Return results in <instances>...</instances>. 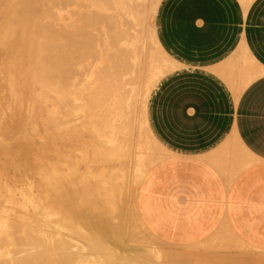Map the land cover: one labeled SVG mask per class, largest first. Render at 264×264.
Masks as SVG:
<instances>
[{"label": "bare ground", "instance_id": "6f19581e", "mask_svg": "<svg viewBox=\"0 0 264 264\" xmlns=\"http://www.w3.org/2000/svg\"><path fill=\"white\" fill-rule=\"evenodd\" d=\"M0 1L3 6L10 2ZM73 1L16 0L9 10H0V26L4 29L0 30V48L2 53L5 51L4 55L1 53L3 57L0 55L3 65H0V74L5 72L9 88V99L3 98L7 103L4 107L2 101L1 106L20 115L18 118L13 114L15 117L12 115L11 120L15 124L10 123V117L5 125L10 123L20 129L25 119L22 110L35 115L34 109L47 108L45 118L50 122L48 128L54 149L51 152L63 153L54 155V161L63 156L64 164H69L65 172L60 171L57 164L54 169L50 164L44 165L36 178V195H31L28 189L24 192L25 184L21 198L17 195L19 192L16 194L18 190L16 197L10 189L0 191V264H137L141 261L138 258L146 252V249L145 252L138 251L137 257H132L134 254L129 256L131 253L113 250L110 243L126 244L134 235L131 231L140 232L135 228L139 227L138 220L145 231L149 230L138 207L139 185L150 167L163 157V147L149 132L147 102L162 74L177 68L180 63L169 59L157 39L154 16L161 0H80V7L96 8L97 11L94 14L88 10L85 15L84 10V15H79L81 23H77L78 12L74 11ZM9 11L13 13L11 16H8ZM6 17H10L7 25ZM91 18L95 21L90 22ZM77 26L79 30H75ZM3 77L0 75V82ZM24 104L27 107L24 108ZM44 112L39 113L41 117ZM21 115L24 119L18 126ZM44 123L31 122L30 127V123L25 126L26 130L22 126L25 130L24 133L21 131L23 138L36 134ZM7 128H10V135L17 130L11 126ZM1 132L5 137L6 132ZM136 135L137 146L146 147L147 154L149 151L152 155L155 153L156 160H138L133 172L134 188L129 191ZM61 139L68 140V150L59 144ZM77 139L88 143H80ZM6 140L10 142L11 139ZM12 140V143H18L16 139ZM3 144L1 138L0 147L10 146ZM22 150L21 154L25 155ZM79 152L87 163L84 170L80 169ZM127 216H130L128 222ZM77 227H83L80 230L85 233ZM86 227L90 230L88 234L89 230H84ZM63 229L65 232L61 231ZM242 245L245 248V243ZM187 251L192 250L175 251L173 258L181 253L188 254ZM151 253L159 260L163 255ZM180 256L176 258L178 261ZM153 257L146 259L159 261ZM185 257L181 256V259ZM143 259L145 261L144 256ZM154 261L150 263L155 264ZM194 263L192 259L191 264Z\"/></svg>", "mask_w": 264, "mask_h": 264}, {"label": "crops", "instance_id": "0c3cea01", "mask_svg": "<svg viewBox=\"0 0 264 264\" xmlns=\"http://www.w3.org/2000/svg\"><path fill=\"white\" fill-rule=\"evenodd\" d=\"M155 29L180 67L147 103L165 156L139 187L142 220L173 245L225 238L207 251L224 264H264V0H161Z\"/></svg>", "mask_w": 264, "mask_h": 264}, {"label": "rangeland", "instance_id": "374dc122", "mask_svg": "<svg viewBox=\"0 0 264 264\" xmlns=\"http://www.w3.org/2000/svg\"><path fill=\"white\" fill-rule=\"evenodd\" d=\"M8 1V0H7ZM10 1V2H9ZM8 2H9V4H7V2H6V6L4 5H2V2L0 1V10H9L8 8H10V6H12V4H14L15 2H16V0H9ZM76 1H78V0H75V1H73V3H75L74 5H73V8H74V11L77 13L76 14V17H78L77 18V23H81V21H82V19H80V17H79V15L82 13L83 15H84V10H85V15H87L88 14V10H89V12H94V14H97L96 12V8L95 9H93V8H89V9H87V8H85V7H83V6H79L80 5V3L82 4V2H80V0H79V3L78 2H76ZM68 2H71L72 3V1H68ZM77 4V5H76ZM85 4V3H84ZM2 6V7H1ZM85 6V5H84ZM5 7V8H4ZM78 7V8H77ZM88 7V6H87ZM72 8V7H71ZM72 8V9H73ZM75 8H77V10L78 11H76V9ZM84 8V9H83ZM87 9V10H86ZM82 10H83V12H82ZM87 11V12H86ZM9 13H10V11H9ZM91 13V14H92ZM13 14V13H12ZM11 13L8 15V16H11L12 15ZM81 16V15H80ZM10 18V17H9ZM9 18L8 17H6V22H5V24L7 25V21L9 20ZM80 20V21H79ZM93 20V22L95 21L94 20V18L92 19L91 18V20H90V22ZM106 20H104L103 21V23L105 22ZM154 21H155V16H154ZM97 22H101V21H97ZM2 24H4V23H2ZM8 24H11V22H8ZM14 25L16 24V22H14L13 23ZM12 25V24H11ZM12 26H10V28H11ZM17 29H19V27L18 26H15ZM0 30H4V29H2L3 28V26H0ZM76 28V29H75ZM74 29L75 30H79V29H77L78 28V26L77 27H75ZM30 31V30H29ZM29 31H27V32H29ZM31 32V31H30ZM2 49L0 48V55H1V53L3 52V51H1ZM4 50V49H3ZM4 53H5V51H4ZM4 53H2L3 55H4ZM2 56V55H1ZM168 56V55H167ZM3 57V56H2ZM2 57H0V62H2ZM169 59H172V58H169ZM0 65L1 66H3L2 65V63H0ZM180 66H178L177 68H179ZM177 68H175V69H171L170 71H167V72H165V73H163L162 74V76L161 77H163L165 74H167V73H169V72H171V71H173V70H176ZM0 69H1V67H0ZM3 69H5V68H3ZM1 75V78L5 75V72L3 73H1L0 74ZM160 79H162V78H160ZM3 81L2 82H0V97H1V101H0V119H2L3 118V120L1 121L0 120V122H2V123H0V125H1V127H0V134L2 133L1 131L3 130V132H6L5 133V137H4V134L2 133V137H0V139L2 138V140L4 141V144L3 145H10L12 148L10 149V148H7V147H10V146H7L6 148H4L5 146H3V147H0V189H1V187L2 186H4L0 191H4V190H8V189H10V190H12L13 192H14V194H15V192H16V190H18L17 192H16V194L17 195H19L20 193H22L21 192V190L22 191H24V192H27V189L29 190L28 192H32V194L31 195H36V193L38 192L37 190V186H38V182H37V179L36 178H38V176H40V174L42 173V167H45L46 165H49L50 164V168H53L54 169V165L56 166V164H57V166H59V167H61V168H59V167H57V168H59V170L60 171H62V172H65L67 169H69L68 168V165L69 164H67V165H65L64 164V160H63V156L60 158V159H56V161H54L55 160V158H54V155L57 157V156H59V155H63V153L62 152H58V153H54V151L53 152H51L52 150H54V149H52L53 148V139H52V137H51V131H50V128H48V127H50L49 125H50V122H48V118H45V117H47V115H46V110H47V108H45V109H34L32 112H34V113H37V114H33V113H31L30 114V111H29V113L27 112L26 113V111L25 110H22L23 111V116H24V118H23V116L21 117L22 119H19L20 120V122H18L19 120H18V118H20V115H18L17 114V112L16 111H10V110H7L6 111V109L7 108H4L5 107V105H6V103L7 102H5V99L6 100H8L9 99V94H8V91H9V88H8V86H6L7 85V83H6V79H5V76L3 77V79H2ZM5 86V88H3ZM104 86H106L105 84H104ZM3 88V89H2ZM139 91H141V89H139ZM6 92V93H5ZM2 93H4V95H2ZM6 95V96H5ZM3 98H5V99H3ZM3 99V100H2ZM2 101H3V103H4V107H2L1 105V103H2ZM148 103V102H147ZM140 105L138 104V107H139ZM1 107H2V109H1ZM23 107L25 108V107H27V104H24L23 105ZM3 109H4V111H3ZM36 110V111H35ZM43 110H45V112H44V114H43V117H41L40 116V114L39 113H42V111ZM8 111H10V112H8ZM22 111H19L18 113L19 114H21L22 113ZM25 111V112H24ZM2 112H7V114L9 115L8 117H7V114H6V116H3V114H2ZM11 112H12V114H11ZM16 112V113H15ZM21 112V113H20ZM10 113V114H9ZM4 114V115H5ZM16 115L18 118H16V120H18L16 123H17V125L18 126H20L21 125V120H22V122H23V119H24V122L22 123V125H21V128L19 129V127H16L17 128V130H18V132H17V130H15L16 128H15V126L14 125H12V124H15V123H12L13 122V120H11L12 119V115ZM13 115V116H14ZM30 115H31V117H30ZM37 115H38V118H37ZM3 116V117H2ZM26 116H28L27 118H26ZM36 116V117H35ZM5 117H6V119H5ZM11 117V118H10ZM15 117V116H14ZM13 117V118H14ZM30 117V119H28ZM8 118H10L9 119V121H11L10 123H12L11 125H5V124H7L8 122H7V120H8ZM15 119V118H14ZM27 119H28V122H27ZM37 119V120H36ZM40 119H41V121L44 123V122H46V123H44L43 125H42V127H40V129L42 130H40V131H38L36 134H34L33 136H31V137H29L30 138V140H29V138L28 137H26V139L28 140V144H27V141H25L26 139H24L23 137L24 136H22L23 135V133H24V131L26 130V129H28V128H25V126L27 127L28 126V124H29V127L31 126V122H38V123H40V124H42V122L40 121ZM25 120H26V122H25ZM30 120H31V122H30ZM7 123H6V122ZM20 124V125H19ZM5 125V126H4ZM7 126L9 127V126H11L12 128L11 129H14L15 131V135L14 134H12V135H10L9 133H10V130H8V129H10V128H7ZM13 126H14V128H13ZM22 126H24V128H25V130H24V128L22 127ZM6 127V128H5ZM2 128V129H1ZM5 130H4V129ZM43 128H45V129H43ZM7 131H8V133H7ZM23 133H22V132ZM40 132H41V134H40ZM46 132V133H45ZM149 132H150V134H151V136L152 137H154V135H153V133L151 132V130L149 129ZM18 133H20V134H18ZM22 133V134H21ZM47 133H48V135H47ZM137 133V132H136ZM8 134V136L10 135L11 137H15V139H16V142H18V143H12L11 142V140L13 139L14 141H15V139L14 138H11L10 136H9V138L8 137H6V135ZM14 135V136H13ZM49 135H50V137H49ZM138 135V134H137ZM135 136L134 137V146H133V153H132V155H131V170H130V172H131V175H130V180H129V184H128V188H129V191H133V188H134V184H135V182H134V180H133V172H134V168H135V165L137 164V162H138V160H140V159H149V162L150 161H153V159H155L156 160V156H155V153H153V155H152V152H148L149 154H147L146 152H147V148L146 147H138L137 146V137L138 136ZM17 136H18V138H17ZM47 136V137H46ZM4 138V139H3ZM6 138L7 139H11L10 140V142L8 141V140H6ZM155 138V137H154ZM20 139V140H19ZM22 139H24L23 141H25L26 142V144H25V142H23L22 141ZM49 141H48V140ZM156 139V138H155ZM12 140V141H13ZM19 140V141H18ZM6 141V142H5ZM8 141V142H7ZM13 141V142H14ZM77 141H79L80 143H88V141H81V140H79V139H77ZM44 142H48V145L46 144V143H44ZM51 142V143H50ZM44 143V144H43ZM11 144H14V145H17V146H12ZM27 146V147H25V145ZM31 144V145H30ZM38 144V145H37ZM59 144H61L63 147H64V150H68L69 149V143H68V140H64V139H61L60 140V143ZM22 146V147H18V146ZM29 145L32 147H29ZM1 146V145H0ZM36 148H35V147ZM46 146H47V148H46ZM29 147V148H28ZM40 147V148H39ZM43 147H44V149H43ZM20 149V152H18V150L16 151V150H14V149ZM25 149V150H22V149ZM34 148V149H33ZM46 148V149H45ZM10 149V150H9ZM51 149V150H50ZM9 150V151H8ZM21 150H22V152L25 154V155H23V154H21ZM32 152V153H30V152ZM35 152H36V154H35ZM37 152H39V153H37ZM68 152V151H67ZM50 153V154H49ZM69 153H70V151H69ZM21 154V155H20ZM38 154V155H37ZM46 154V155H45ZM78 154V156L80 157V158H82V153H77ZM42 155V156H41ZM48 155H51L50 156V158L48 157ZM64 155H67V153H64ZM3 156V157H2ZM162 156L164 157L165 156V150H164V148H162ZM21 157V158H20ZM23 157V158H22ZM69 157V156H68ZM10 158V159H9ZM24 160V161H23ZM90 160H92L91 158H90ZM60 163L59 165H58V162ZM55 162V163H54ZM89 164H91L90 162H89V159H88V161H87ZM156 162H157V160H156ZM28 163V164H27ZM26 164L28 165V167L26 166ZM61 164H63V165H65L66 166V169H64L65 168V166H60ZM29 165H30V167H31V169H29L30 167H29ZM45 165V166H44ZM26 166V167H25ZM87 167V163L86 162H84L83 161V158H82V163H81V165H80V169H82V170H84L85 168ZM12 168V169H11ZM62 168L64 169V170H62ZM20 169H21V172H20ZM148 169V168H147ZM11 170H12V172H11ZM27 170V171H26ZM34 172V174L32 173V171ZM23 172V173H22ZM35 172H37V173H35ZM18 173V175H16ZM28 174H30L29 176H27ZM35 174L37 175V176H35ZM21 176H23V177H21ZM11 177V178H10ZM22 178V179H21ZM2 179V180H1ZM13 179V180H12ZM19 179L21 180L20 181V186H18L19 185ZM24 179H26V180H24ZM34 179H36V180H34ZM8 180V181H7ZM13 181V183L12 184H9V183H11L12 181ZM23 180V181H22ZM3 181V182H2ZM10 181V182H9ZM27 183H26V182ZM30 181H32L31 183H30ZM36 183H35V182ZM23 183V184H22ZM35 183V184H34ZM26 185V187L24 188V190H23V185ZM37 184V185H36ZM27 185H28V187H27ZM36 186V188H34L35 186ZM141 185V184H140ZM140 185H139V187H140ZM34 186V187H33ZM33 188V189H32ZM35 189H37V190H35ZM35 190V191H34ZM16 194H15V197H16ZM30 194V193H29ZM38 194V193H37ZM18 197H20L21 198V194H20V196H18ZM129 215V214H128ZM128 218H127V222L129 221L128 219H130L129 217L130 216H127ZM120 219V218H119ZM119 219H115V221L118 223L119 222ZM143 221V220H142ZM120 223V222H119ZM138 225H139V227L137 226V227H135L136 229H138V231L140 230V232L139 233H136L135 234V232H134V230H133V232L131 231V233L130 234H133L134 233V235H131V238L129 237L128 239H127V242H126V244H122V243H120V244H114V243H110V245H111V247H113L112 249L114 250L115 249V251L117 250V251H119V253H121V254H123V252H124V254L125 253H128L127 255H129L130 253V255L129 256H131L132 254H134L132 257H135L136 256V254L135 253H137L138 251H141V252H145L144 254L143 253H141L140 252V254H143V255H141L142 257L144 256V258H145V261H144V259H143V261H142V257L140 256V255H138V259H140L139 261H140V263H137V264H145V262H146V264H147V262H148V264L150 263V262H152L153 263V261L155 260H152V261H150V258L151 257H153V258H156V259H158L159 260V258H158V256L157 255H154L155 253H151V252H153V251H155V252H161V254H163V255H161V258H160V260L159 261H157V262H155V264H177L178 262L180 263V261L182 260L181 259V256H185L186 255V259H188V261L187 262H185L184 260H186L185 258L181 261V264H183V261H184V263H186V264H188V262H190L189 264H191L192 263V259H193V263L195 262V260H196V264H198L197 263V260L200 262V264H224L223 262H222V259H218L219 258V256H210V255H208L207 254V251L209 250V248H211L212 250H214V249H217V250H224V241H225V238L223 239V238H219V239H217V240H215L214 242H212V244L210 245V240H205V241H203V242H201V243H199V244H197V245H193V246H181V245H173V244H169V243H167V242H164L163 240H161V239H159V238H157L154 234H152L149 230H146L145 231V229H144V227L142 226H140V224H141V222H139V220H138V223H137ZM78 228V230L80 231V232H84V231H81V230H83V229H81L80 230V228H83V227H77ZM142 228V229H141ZM87 229V227L86 228H84V230L85 231H88V230H86ZM61 231H63V232H65L64 231V229L63 230H61ZM138 231H136V232H138ZM142 231V232H141ZM85 233V232H84ZM88 233H90V230H89V232H87L86 234H88ZM218 235H222V234H218ZM130 236V235H129ZM135 236V237H134ZM147 236V237H146ZM148 239L146 242H143V240L144 239ZM142 239V240H141ZM145 241V240H144ZM227 241H228V243H229V245H230V241H231V238L229 237V236H227ZM130 244H129V243ZM236 242H237V244L239 245V241L238 240H236ZM128 243V244H127ZM241 244V243H240ZM242 245V244H241ZM241 245H239V246H241ZM243 246V245H242ZM116 247V248H115ZM154 248H155V250H154ZM146 249V250H145ZM150 249V250H149ZM153 249V251H151ZM122 250V251H121ZM136 250V251H135ZM145 250V251H144ZM147 250H149L150 251V253H148V254H146L147 253ZM186 250H192L190 253L188 252V254H179V255H177L178 257L180 256V261H178L179 260V258L178 259H176L177 258V256L175 255V257L173 258V256H174V254H175V251H177V252H180V251H182V252H186ZM121 251V252H120ZM138 254V253H137ZM156 256V257H155ZM163 256V257H162ZM190 258H189V257ZM137 257V256H136ZM148 257H150L149 258V261L146 259V258H148ZM192 258V259H191ZM152 259V258H151ZM176 259V260H175ZM189 259H191L190 261H189ZM214 259V260H213ZM147 260V261H146ZM202 260H204L205 261V263H204V261H202ZM175 261H176V263H175ZM219 261H220V263H219ZM142 262H144V263H142ZM152 263H150V264H152ZM178 263V264H179ZM195 264V263H194Z\"/></svg>", "mask_w": 264, "mask_h": 264}]
</instances>
